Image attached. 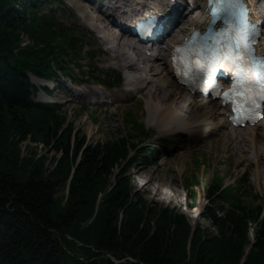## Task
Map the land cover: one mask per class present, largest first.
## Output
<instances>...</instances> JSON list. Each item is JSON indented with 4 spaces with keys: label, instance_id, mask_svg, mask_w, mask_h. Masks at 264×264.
<instances>
[{
    "label": "trees",
    "instance_id": "16d2710c",
    "mask_svg": "<svg viewBox=\"0 0 264 264\" xmlns=\"http://www.w3.org/2000/svg\"><path fill=\"white\" fill-rule=\"evenodd\" d=\"M51 5H56L55 10L49 8ZM60 5V0H0V132H27L26 117H60L51 104L34 100L36 88L30 77L56 80L64 75L75 81L69 70H81L85 66L80 63L94 58L93 50L82 43L84 33L55 23ZM21 31L38 48H21ZM92 78L110 88L121 81L120 74L106 72ZM138 130L148 135L142 124ZM76 142L73 146L71 137L59 140L57 149L63 156L57 171L49 175L31 171L19 178L14 176L13 167L0 169V264H241L250 223L259 226V238L242 264H264V205L249 206L243 200L250 183L247 171L233 189L224 186L221 178L208 187L206 194L212 206L206 209L221 236L204 238L197 228L187 257L191 227L186 218L176 215L161 224L159 216L157 227L151 229L134 209L123 174L116 176L109 190L103 184L121 153L126 157L133 149L137 155L145 149L142 143L135 146L124 138L106 148ZM70 174V196L67 206L62 207L56 196ZM103 193L106 195L99 197ZM225 202L228 209L223 206ZM217 209L225 212L226 219L217 215ZM86 219L92 221L89 228L73 237L87 241L95 234L96 224L99 235L95 245L87 247V255L84 251L83 257H77L69 250L67 235L76 223ZM100 254H109L113 260L101 259Z\"/></svg>",
    "mask_w": 264,
    "mask_h": 264
},
{
    "label": "rangeland",
    "instance_id": "374dc122",
    "mask_svg": "<svg viewBox=\"0 0 264 264\" xmlns=\"http://www.w3.org/2000/svg\"><path fill=\"white\" fill-rule=\"evenodd\" d=\"M76 1L60 0L61 9L58 13L56 12L54 21L56 24L66 26L67 29L74 27L75 31H80L82 35L84 33L82 43L87 46V50H93L94 58L80 63V66H85L81 70L74 68L69 70L75 81L60 75L56 80L41 79V83H36L33 81L36 78L30 77L36 88L34 100L38 103L51 104L55 114L60 117L39 118L38 120L26 117L27 132H14L11 129L1 131L0 169L6 171L7 168L12 169L13 167L14 176L19 178L31 173V171L42 172L46 175L55 172L63 156L57 149L58 142L62 137L66 139L71 137L73 146L77 145L76 141H78V143L84 142L88 146L107 148L114 141L124 138L130 140L131 144L135 146L142 143L140 146L145 149L137 155L133 149L129 150L130 153L126 157L121 153V157L111 170V176L106 177L107 179L104 180L105 183L103 182V184L106 186V190H109L114 185L116 176L123 174L128 179L130 196H132L135 204L134 209L141 213L144 220H147V224H144L149 225L151 229L157 227L159 216L162 217L161 224L167 222L168 217H175L176 215H182L181 218H186L191 227L188 229L190 233L185 248L186 256L189 257L191 240L197 228L200 232L199 235L204 238L221 236L217 222L206 209L207 206H212L206 194L208 187L221 178L224 186L233 189L237 179L241 178L247 171L250 175V183L247 184L249 187L246 188V197L243 200L249 206L264 205V183L258 179L259 169L248 163H239L218 134H210L201 140L192 142L189 135L183 132L161 133L159 128L150 122L145 101L143 99L140 101L135 100V98L131 99L127 94L120 92L119 89L124 81V72L119 70L116 64L106 60L107 54L104 45H98L97 48L94 40H97L99 33L91 31L83 25V19L78 15V11L73 8ZM256 5L264 12V0H260ZM54 6L49 8L55 10ZM89 13L93 15L95 10L89 9ZM167 37L164 38L162 44ZM19 38L21 48H38L37 43L25 32L21 31ZM106 71L120 74L121 81L117 87L113 89L104 87L92 78L100 77ZM80 82L85 83L83 85L77 84ZM45 87L49 90H45ZM67 88L73 91L89 90L92 93L86 95L78 103H71L67 95ZM176 88V91L188 92L179 85H176ZM99 91L103 94H99ZM190 97L195 98L200 103L209 102V106L218 105V109L227 111L225 106L217 104L218 101L214 99L192 94ZM225 115L227 116V114ZM263 122L261 121L259 124H263ZM141 124L145 128L144 134H148L147 136H143L139 130L137 131V126ZM258 127L261 129V126ZM228 128L232 130L233 126L230 125ZM245 128L241 127V129ZM3 161L4 164L2 165ZM72 179L73 175L70 174L64 185L58 189L56 200L62 207L67 206ZM144 181L145 183L154 181L155 184L151 183L150 187L144 188ZM156 186L168 188L169 192L182 196L181 199H187L186 206L188 208L170 199L171 197L164 199L155 192ZM105 195L103 193L99 197ZM223 206L226 209L229 208L227 202ZM217 212L219 217L226 219L223 210ZM194 215L196 218L193 220L192 216ZM121 220L122 215L119 225ZM91 223V220H80L67 235L69 250L77 257H83L84 251L87 255V247L95 245L97 241L95 236L98 237L99 235L96 230L98 225L96 224L94 228L95 234L93 233L87 241H83L84 243L75 239L73 234L77 235V231H81L85 227L86 229L89 228ZM170 224L174 228L175 222ZM249 226V243L245 246V252L250 247H254L253 245L257 244L259 238L257 233L259 226L252 223ZM245 256L246 254L242 259ZM98 257L101 259L108 257L113 260L109 254H100ZM115 262L118 263V261Z\"/></svg>",
    "mask_w": 264,
    "mask_h": 264
},
{
    "label": "bare ground",
    "instance_id": "6f19581e",
    "mask_svg": "<svg viewBox=\"0 0 264 264\" xmlns=\"http://www.w3.org/2000/svg\"><path fill=\"white\" fill-rule=\"evenodd\" d=\"M134 1L77 0L73 6L83 19V25L99 33L97 40L94 41L97 48L100 45L106 47V60L116 64L118 69L124 72L120 92L137 101L143 99L150 122H153L161 133L183 132L189 135L192 142L210 134L220 135L227 149L239 163H248L259 169L258 179L264 183V122L254 127L246 126L245 129L233 127L231 130L228 128L231 122L228 119L229 116L225 115L226 110H220L218 105L214 104L209 106V102L206 101L200 103L190 97L191 93L176 91L171 64L172 49L186 37L192 27H200L204 24L200 10L206 0H136L135 2L143 1L150 5L156 3L168 10L173 7L169 15L167 14L168 18L171 16L174 18L168 21V27L171 28L168 37L163 44H156L153 49L139 45L136 39L130 38L133 32L128 33L127 36L119 28L121 21L127 19L129 11L139 12L137 3L133 7ZM250 1L256 5L260 0ZM89 9H94L95 14L90 15ZM176 23L179 26L172 28ZM261 39L264 40V35ZM33 81L41 83V79L38 78ZM208 88L211 90L212 87ZM67 89L71 103H78L92 93L89 90ZM101 93L103 94L99 91V94ZM217 104L223 105L219 100ZM220 115L222 117H219ZM258 126H261V129ZM151 183L155 184L154 181H149L143 187L148 188L152 185ZM154 190L164 199L171 197L170 199L177 203L187 205V199H181L182 196L169 192L168 188L156 186ZM192 217L194 220L196 215Z\"/></svg>",
    "mask_w": 264,
    "mask_h": 264
},
{
    "label": "snow or ice",
    "instance_id": "6c2138e0",
    "mask_svg": "<svg viewBox=\"0 0 264 264\" xmlns=\"http://www.w3.org/2000/svg\"><path fill=\"white\" fill-rule=\"evenodd\" d=\"M210 3H213V0H209ZM215 4L218 7L213 8V12L219 11L223 9L225 12H230L235 16H239L246 20L247 18V7L244 0H214ZM241 29L235 30V37L234 42L237 45L243 44L245 47L248 48V52L251 53L254 51L251 48V38L248 34H241ZM220 35L223 37L224 32H221ZM178 55H174V60L182 61L185 66L187 67L190 64V51L189 49L181 46H177L175 49ZM215 63L216 62H205L204 71L207 73V76L210 78L212 73L215 71ZM256 80L262 81L260 84L261 91L256 93L254 92L253 88L248 84L247 81L239 80L236 81V84L242 85L241 90L239 92L236 91L235 86L233 89H230L226 95H232L235 93V108L237 112H242L245 109H251L255 107H259L257 104V98L264 99V76H256Z\"/></svg>",
    "mask_w": 264,
    "mask_h": 264
},
{
    "label": "water",
    "instance_id": "95a60500",
    "mask_svg": "<svg viewBox=\"0 0 264 264\" xmlns=\"http://www.w3.org/2000/svg\"><path fill=\"white\" fill-rule=\"evenodd\" d=\"M251 248H252V247H250V248L247 250V253L250 251ZM245 259H246V256L244 257V259H242L241 264L245 261Z\"/></svg>",
    "mask_w": 264,
    "mask_h": 264
}]
</instances>
